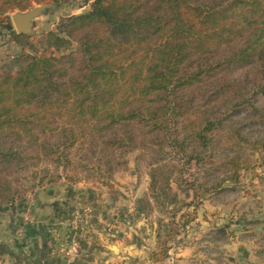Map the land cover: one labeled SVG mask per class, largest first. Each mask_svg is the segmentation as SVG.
Returning <instances> with one entry per match:
<instances>
[{
    "label": "trees",
    "instance_id": "trees-1",
    "mask_svg": "<svg viewBox=\"0 0 264 264\" xmlns=\"http://www.w3.org/2000/svg\"><path fill=\"white\" fill-rule=\"evenodd\" d=\"M64 1L0 0V24L26 47L10 15ZM83 1L89 11L63 19L42 52L0 72V208L42 165L111 174L139 150L151 190L174 203V182L204 197L264 164V0Z\"/></svg>",
    "mask_w": 264,
    "mask_h": 264
},
{
    "label": "rangeland",
    "instance_id": "rangeland-1",
    "mask_svg": "<svg viewBox=\"0 0 264 264\" xmlns=\"http://www.w3.org/2000/svg\"><path fill=\"white\" fill-rule=\"evenodd\" d=\"M89 7L83 0L59 3L57 10L36 20L26 47L14 43L6 26L0 24V72L15 70V59L31 54V47L42 52L50 31L63 19L88 12ZM35 8L39 6L29 11ZM14 14L6 25L18 34ZM146 157L142 151H134L125 157L126 164L113 167L111 174L108 167H31L21 182L23 199L13 207L0 208V226L11 238L25 243V219L36 200L47 196L59 204L58 215L54 213L50 220L57 226L50 224L49 229L66 232L68 243L73 237L98 240L111 234L110 244L136 247L138 252L131 259L141 264L152 262L150 254L154 253L166 264H171L170 257L175 264H264V164L242 169L237 184L227 182L218 194L204 197L194 198L193 192L179 190L174 182L177 199L170 203L160 190H151L155 168L148 166ZM173 221L181 228H173ZM171 230L178 233L173 239L168 237ZM218 231L225 233L219 237ZM58 249L53 260L65 263L69 257ZM177 254L182 256L176 258ZM3 257L0 253V260Z\"/></svg>",
    "mask_w": 264,
    "mask_h": 264
},
{
    "label": "crops",
    "instance_id": "crops-1",
    "mask_svg": "<svg viewBox=\"0 0 264 264\" xmlns=\"http://www.w3.org/2000/svg\"><path fill=\"white\" fill-rule=\"evenodd\" d=\"M34 203L29 217L25 219V231L23 237L25 243H20L19 239L11 238L9 231L4 230L0 226V253L4 257L0 260V264H10L12 262L21 264H135V259H131L133 254L137 253L136 247L125 248L124 244H110L111 234L101 236L100 239L79 240V250L75 254L70 250L68 243V235L64 231L54 228L49 229L50 224L57 226V222H50L55 215L52 211L53 201L45 196L40 197L39 201ZM54 221V220H53ZM99 242L100 244H98ZM67 246L70 256L67 261L56 262L53 260V252ZM58 249V250H59ZM179 252V251H178ZM182 255H176L180 258ZM168 261L175 264L172 257ZM167 261V262H168ZM141 264V261L138 260ZM136 263V264H139ZM143 264H153L152 262H143ZM157 264H166V261ZM170 264V263H169Z\"/></svg>",
    "mask_w": 264,
    "mask_h": 264
},
{
    "label": "water",
    "instance_id": "water-1",
    "mask_svg": "<svg viewBox=\"0 0 264 264\" xmlns=\"http://www.w3.org/2000/svg\"><path fill=\"white\" fill-rule=\"evenodd\" d=\"M57 8L58 4H55L39 6V8L26 12L17 11V13L13 15V21L18 34L28 37L31 36L34 33L36 20L50 11L57 10ZM37 263L40 264V261H37Z\"/></svg>",
    "mask_w": 264,
    "mask_h": 264
},
{
    "label": "built area",
    "instance_id": "built-area-1",
    "mask_svg": "<svg viewBox=\"0 0 264 264\" xmlns=\"http://www.w3.org/2000/svg\"><path fill=\"white\" fill-rule=\"evenodd\" d=\"M70 250H72V252H74L75 254L78 253L79 250V240L77 239V237H73L71 238V241L68 243ZM69 249L67 248V246L65 247H61L60 249V253L63 254L64 256L69 257L70 253H69Z\"/></svg>",
    "mask_w": 264,
    "mask_h": 264
}]
</instances>
